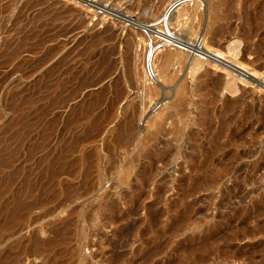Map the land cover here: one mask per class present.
<instances>
[{
    "label": "rangeland",
    "instance_id": "obj_1",
    "mask_svg": "<svg viewBox=\"0 0 264 264\" xmlns=\"http://www.w3.org/2000/svg\"><path fill=\"white\" fill-rule=\"evenodd\" d=\"M105 1L68 0L83 13L85 26L59 52L56 39L35 54L4 61L0 46V211L16 197L30 205L18 213L20 236L9 237L0 249L18 264H264V52L252 54L264 49V41L249 40L246 0ZM150 21L169 28L174 21L186 28L174 25L176 37L200 44L203 38L212 52L201 56L188 47H172L156 51L157 57L141 31ZM102 27L117 32V54L110 58V70L91 74L80 53L97 43L92 37ZM108 44L98 49L107 50ZM69 51L76 78L71 85L81 90L70 106L105 91L101 124L85 133L86 120L70 125V107L52 104L59 89L51 68ZM163 51H176L166 79ZM196 61L198 67H192ZM147 62L156 71L151 83L141 72ZM99 78V85L84 89ZM229 81L236 84L234 93L223 90ZM115 100L116 109L107 112ZM233 101L236 117L246 114L249 120L232 121L219 140L226 145L232 136L231 146L213 158L205 173L196 172L209 150L210 133ZM73 134L79 139L73 141ZM227 165L229 174L211 182ZM21 250L34 254L20 256Z\"/></svg>",
    "mask_w": 264,
    "mask_h": 264
},
{
    "label": "bare ground",
    "instance_id": "obj_2",
    "mask_svg": "<svg viewBox=\"0 0 264 264\" xmlns=\"http://www.w3.org/2000/svg\"><path fill=\"white\" fill-rule=\"evenodd\" d=\"M59 1V0H58ZM99 1V0H98ZM105 1V0H104ZM109 1V0H108ZM181 1V0H180ZM194 1V0H193ZM68 2V0H67ZM67 2H51L50 0H0V46L1 48L4 49V55H6L4 57V61L5 60H9L12 57L15 56H19L21 53H29V54H35V52L37 51V49L44 45L46 42L50 41V40H59V45L58 48L56 50V52H59L61 49L67 47L68 44L73 43V41L77 38L76 36V32L80 29L81 26L84 21L83 18L81 19V13L77 10H75V8L73 6H71V4H68ZM87 2V1H86ZM106 2V1H105ZM166 2V0H165ZM163 2V3H165ZM184 2V1H183ZM201 2V1H200ZM71 3V2H70ZM79 3V2H78ZM160 3H162V0L160 1ZM191 3V2H190ZM197 3V1H196ZM194 3V4H196ZM199 3V2H198ZM116 4V3H115ZM118 4V3H117ZM167 4V3H166ZM182 4L179 3V5ZM187 4V3H186ZM79 5V4H78ZM77 5V6H78ZM158 5V4H157ZM162 5V4H160ZM164 5V4H163ZM169 5V4H168ZM173 5V4H172ZM170 5V6H172ZM183 5V4H182ZM181 5V8H183ZM197 6H199V4H196ZM165 6V5H164ZM188 6V5H187ZM195 6V5H194ZM194 6L191 5L192 8H194ZM179 7V6H178ZM176 7L175 9H180V7L178 8ZM246 7H247V20H246V28L248 31V36H249V40L252 43L254 38H257L259 41L263 42L264 41V0H246ZM161 7H159L160 9ZM164 8V7H163ZM171 7H168V9H170ZM203 8V7H202ZM105 9H107L106 7H103L102 10L103 12L105 11ZM158 9V13L161 12V10L159 11ZM174 9V12H176V10ZM184 9V8H183ZM186 9V7H185ZM185 9L183 11H185ZM189 10V8H187ZM198 9V8H197ZM196 8L194 9L195 11L197 10ZM172 10V9H171ZM169 10V11H171ZM182 11V9H180ZM187 10V12H188ZM148 11V10H147ZM166 11V10H165ZM164 11V12H165ZM178 11V12H181ZM191 11H193L191 9ZM124 12V11H123ZM168 12V11H167ZM108 13V12H107ZM157 12H155L156 14ZM193 13V12H192ZM204 13V12H203ZM228 13V12H227ZM83 14V13H82ZM152 14V13H151ZM169 14V13H168ZM167 14V15H168ZM177 15H179V13L176 12ZM175 14V15H176ZM182 14V12H181ZM186 14V12H185ZM184 14V15H185ZM94 15V14H93ZM101 15V14H100ZM126 15V14H125ZM145 15V14H144ZM165 15V14H164ZM181 15V16H184ZM193 15V14H192ZM195 15V12H194ZM113 16V15H112ZM123 16V15H122ZM140 16V15H139ZM191 16V14H190ZM85 18V16H82ZM102 17V15H101ZM104 17V16H103ZM107 17V16H106ZM129 17V16H128ZM138 17V16H137ZM141 17V16H140ZM159 17V16H158ZM156 17V18H158ZM173 17V16H172ZM179 17V16H178ZM185 17V16H184ZM91 18V17H90ZM105 18V17H104ZM113 18V17H112ZM135 18V17H134ZM144 18V17H143ZM149 18V17H148ZM153 18V17H152ZM150 17V19H152ZM183 18V17H182ZM193 18V17H192ZM86 19V18H85ZM155 19V18H154ZM153 19V21H154ZM167 19V18H166ZM177 18H175L176 20ZM180 19V18H179ZM188 20V19H187ZM87 21V20H86ZM97 21V20H96ZM98 21H101L100 19ZM97 21V24L99 25ZM130 21V20H128ZM141 21V20H140ZM149 21V20H148ZM152 21V20H151ZM150 21V23H151ZM164 21V20H163ZM178 19L175 21L177 22ZM183 21L182 19L179 20V23ZM102 22V21H101ZM100 22V24H101ZM117 22V21H116ZM124 22V21H123ZM186 21H183V23ZM86 23V22H85ZM103 23V22H102ZM115 23V22H114ZM126 23V22H125ZM134 23V22H133ZM139 23V22H138ZM143 23V22H142ZM146 23V22H145ZM132 24V23H131ZM141 24V23H140ZM139 24V25H140ZM162 24V23H160ZM165 24V23H164ZM170 24V23H169ZM173 24L176 25V27H180L182 23H180L179 25H177V23ZM172 24V25H173ZM84 25V24H83ZM114 25V24H113ZM118 25V24H117ZM171 25V24H170ZM169 25V26H170ZM173 25V26H174ZM183 27H188L190 29V26L187 25V22L185 24H182ZM85 26V25H84ZM124 26V25H123ZM173 26L171 27V29H173ZM108 27V26H107ZM139 27V26H138ZM175 27V26H174ZM181 28L182 30H186V28ZM102 27V29L100 31H98L97 33H95L93 35L92 38H95L97 40V43H92L91 45H89L88 47H86V51H84L83 53H80V56L83 58V63L85 65V68L87 69V71H89L91 74L92 73H101L104 69H111V64L110 62V58L115 56L117 54V46H116V37H117V32L113 30H109L107 28ZM133 28V27H132ZM187 28V29H188ZM82 29V28H81ZM135 29V28H134ZM140 29V28H138ZM178 29V28H177ZM123 30V29H122ZM136 30V29H135ZM180 29H178L179 31ZM142 31V29H141ZM175 31V29H174ZM177 31V30H176ZM181 31V30H180ZM179 31V32H180ZM185 32V31H184ZM142 33V32H141ZM182 32H180L181 34ZM193 33V32H192ZM143 34V33H142ZM120 35V34H119ZM139 35V33H138ZM141 35V34H140ZM139 35L138 38H140L141 36ZM202 35V34H201ZM144 36V35H143ZM178 36V35H177ZM194 36V35H193ZM182 37V36H181ZM188 37V36H187ZM203 37V36H201ZM144 38V37H142ZM94 39V41H95ZM194 39V37H193ZM235 39V38H234ZM144 40V39H142ZM189 40V39H188ZM93 41V42H94ZM99 41V42H98ZM145 41L148 42V40ZM199 41V40H198ZM201 44L198 42H187L189 44V46L193 47V49L195 50H200L203 51L206 54H210L208 49L210 47L207 48V46L204 43L203 38L200 40ZM233 41V40H232ZM236 41V40H235ZM96 42V41H95ZM109 43L107 46V50L105 49H98V46L101 43ZM133 39L130 40V43L128 44V50H130L133 45ZM136 42V41H135ZM143 42V41H142ZM90 43V42H89ZM125 43V42H124ZM191 43V44H190ZM193 43V44H192ZM256 43V42H255ZM96 44V45H95ZM126 44V43H125ZM139 44H141V42H139ZM234 44V43H233ZM237 44V43H236ZM264 44V43H263ZM145 45V42H144ZM258 45V44H257ZM141 46V45H140ZM143 46V45H142ZM199 46V47H198ZM146 47V46H145ZM148 47V46H147ZM237 47V46H236ZM239 47V46H238ZM237 47V49H238ZM257 47V46H256ZM28 48V49H27ZM119 48V47H118ZM83 49V48H82ZM139 49V48H138ZM141 49V48H140ZM183 49V48H181ZM229 49V48H228ZM255 49V48H254ZM133 50V49H132ZM131 50V51H132ZM142 50V49H141ZM149 50V49H148ZM166 50V49H165ZM164 50V51H165ZM170 50V49H169ZM55 51V50H54ZM137 51V49H136ZM144 51V50H143ZM147 51V50H146ZM163 51V53H165ZM192 51V50H191ZM233 51H235V48L233 49ZM250 51V50H249ZM129 52V51H128ZM141 52V51H138ZM176 52V51H174ZM173 51H168L165 54H161V56L163 57L162 59V70H163V79H166L168 76V71L167 68L168 64L172 61V59L175 58L176 53H174ZM230 52V51H229ZM260 52H264L263 48H258L255 49L252 54L254 53H260ZM137 53V52H136ZM153 53V52H152ZM156 53V51H155ZM186 53V52H185ZM245 53V52H244ZM72 51H69L68 53L64 54L61 58H59L56 63L52 66V71L55 73L56 78H57V87H58V92H57V97L55 98V100L52 101V104H54V106H56V108L59 109H63L66 107H70L69 108V114L68 116L70 118H68L70 120V125L72 124V122L76 123L79 121V119H83L86 120L85 123V128L83 129V133L88 132L90 130H94L97 129L100 124H101V120H102V116H103V111H101V104L103 103L104 100V96H105V91L100 90L99 92L92 94L90 98H88L89 95L82 97L80 100V103L77 104V106H70V103L75 102L78 99V95L80 93V85H75L74 87L71 85V83H73V81H76V78L73 76V69H74V65L72 63V57H71ZM138 54V53H137ZM154 54V53H153ZM233 54V53H232ZM76 55V54H75ZM140 56L143 55L142 53L139 54ZM151 57L152 54H150ZM149 55V56H150ZM155 55V54H154ZM248 55V54H247ZM118 56V55H117ZM136 56V54H135ZM138 56V55H137ZM156 56L158 57L157 53ZM160 53H159V57ZM194 56V55H193ZM210 56V55H209ZM233 56V55H232ZM231 56V57H232ZM237 56V55H236ZM250 56V55H249ZM142 57V56H141ZM148 57V56H147ZM161 57V58H162ZM230 57V56H228ZM44 58V57H43ZM143 58V57H142ZM150 58V57H149ZM155 58V57H154ZM153 58V59H154ZM186 58V56L184 57V59ZM251 58V57H250ZM136 59V58H135ZM151 59V58H150ZM183 59V58H182ZM200 59V58H199ZM234 59V58H233ZM16 60V59H15ZM128 60V59H127ZM133 60V58H132ZM137 60H139V58H137ZM136 60V61H137ZM142 60V59H141ZM148 60V59H147ZM217 59H214V61ZM224 60V59H223ZM135 61V60H133ZM161 61L160 59L157 61L159 64ZM203 61V60H202ZM201 61V62H202ZM120 62V61H119ZM140 63V65H142L141 61H138ZM154 62H156L154 60ZM153 62V63H154ZM185 62V61H184ZM197 62V61H196ZM200 62V63H201ZM217 62V61H216ZM224 62H228L227 60ZM35 63V62H34ZM148 63V62H147ZM151 63V62H150ZM155 63V64H158ZM205 63V62H204ZM219 63V61L217 62ZM232 63V62H231ZM138 64V63H137ZM199 64V62L194 63L192 65V67H195ZM221 65L228 67V69H232L231 65H227L224 64L223 62H220ZM23 65V61H21L20 65H18L17 67H15V69L20 68ZM119 65V64H118ZM136 65V64H135ZM145 65V64H144ZM143 66V65H142ZM173 66V65H172ZM185 66V65H184ZM110 67V68H109ZM132 67V66H131ZM137 67V66H136ZM139 67V66H138ZM159 67V65H158ZM183 67V66H181ZM198 67V66H197ZM142 68V67H141ZM157 68V66H156ZM200 68V66H199ZM198 68V69H199ZM136 69V68H135ZM134 69V70H135ZM144 69V67H143ZM140 69H138L139 71ZM160 70V68L158 69ZM259 70H262L261 68H259ZM14 71V70H13ZM19 71V70H18ZM130 71V70H129ZM183 71V70H182ZM257 71V70H256ZM16 72V71H15ZM143 75L146 77V75ZM140 72V73H141ZM159 72V71H158ZM251 72V71H250ZM254 72V71H253ZM258 72V71H257ZM139 73V72H138ZM136 73V75L138 74ZM162 72L160 71V74ZM234 73V71H233ZM252 73V72H251ZM260 73V72H259ZM262 73V72H261ZM88 74V73H87ZM115 74V73H114ZM159 74V73H158ZM84 75V74H83ZM95 75V74H93ZM101 75V74H100ZM182 75V74H181ZM230 75V74H229ZM233 75V74H232ZM249 75V74H248ZM159 76V75H158ZM231 76V75H230ZM243 76V75H242ZM262 76V75H261ZM64 77H66L64 79ZM90 77V76H89ZM98 77V76H97ZM107 77V75H103L102 74V78ZM140 77V76H139ZM141 78V77H140ZM144 78V77H142ZM5 79V78H4ZM110 79V78H109ZM158 79V78H157ZM228 79V78H227ZM232 79V78H231ZM264 79V78H263ZM262 79V80H263ZM138 80V79H137ZM141 80V79H140ZM179 80V79H178ZM230 80V79H229ZM62 81L64 82V84H61ZM82 81V80H81ZM101 81V78H99L98 80H93V81H86L88 82L87 84L85 83L84 85V89L85 88H93L97 85H99ZM84 82V81H83ZM261 82V81H260ZM80 83V82H79ZM144 83V82H142ZM176 83V82H175ZM43 84V83H42ZM136 84V83H135ZM145 84V83H144ZM158 84V83H157ZM216 84V83H215ZM225 86L223 87V90H227L230 93L233 91V87L229 81V83H224ZM44 85V84H43ZM113 85V84H112ZM111 85V86H112ZM101 87V86H100ZM115 87V86H114ZM83 88V87H82ZM261 88V87H260ZM264 88V87H263ZM101 89V88H100ZM99 90V89H98ZM173 91V90H172ZM235 91V90H234ZM233 91V93H234ZM162 92V91H161ZM166 92V91H165ZM226 92V91H225ZM228 92V93H229ZM119 93V92H118ZM222 93V92H221ZM229 93V94H230ZM63 94H67L66 95V100L64 99V95ZM168 94V93H167ZM36 95V93H35ZM232 95V94H231ZM212 96V95H211ZM233 96V95H232ZM26 98V97H25ZM210 98V97H209ZM34 99V98H33ZM39 99V98H38ZM53 99V97H52ZM13 103V102H12ZM22 103V102H21ZM31 103V100H30ZM106 103V102H105ZM117 100L112 101L111 105L109 106V108H107V112L109 111L110 113H113L114 110L117 107ZM165 103V102H164ZM255 103V101H254ZM14 104V103H13ZM157 104V103H156ZM237 105V101H233V102H229L226 105V108L223 112V117L222 120L220 122L219 127L216 129V131L213 130V133L211 132V137L209 140V150L207 151V155L206 158L204 160V162L199 163L194 170L196 172H204L208 165L210 163H212L213 158L220 155V153H222L224 148H228V146H231L232 144V136H228L227 137V143L226 145H222L220 143V138L222 136L225 135V133L229 130L230 125L232 124V121L234 120H240L242 122H246L247 120H249L247 118L246 114H243L240 117H236L235 115V107ZM14 106H17L16 104ZM10 107V106H9ZM166 107V106H165ZM155 108V107H154ZM141 109V108H140ZM80 110V111H79ZM151 110V109H150ZM211 110V109H210ZM79 111L78 114V118H75V114L76 112ZM106 113V112H105ZM147 113V112H146ZM149 113V112H148ZM41 115V114H40ZM147 115V114H146ZM160 116V115H159ZM264 116V115H263ZM145 118V117H144ZM209 118V117H208ZM72 119V121H71ZM144 121V120H143ZM68 122V121H67ZM210 125V124H209ZM261 126V125H260ZM211 127V126H210ZM120 128V127H119ZM126 130V129H125ZM256 130V129H255ZM259 130V129H258ZM119 131V130H118ZM120 132V131H119ZM139 132V130H138ZM242 134V133H241ZM87 137V136H85ZM78 138L77 134H73L72 135V140H76ZM79 139V138H78ZM121 139V138H120ZM236 139V138H235ZM243 140V139H242ZM75 143V142H74ZM73 144V143H72ZM69 147V146H68ZM67 147V148H68ZM159 153V152H157ZM171 153V152H170ZM240 154V152H239ZM252 154V153H251ZM247 156V155H246ZM242 157V155H241ZM249 157V156H248ZM247 157V158H248ZM216 165V164H215ZM243 166V165H242ZM241 166V167H242ZM218 168V167H217ZM229 168L230 165L227 166H223L219 168V171L217 173H215L214 177L212 178L211 182H216L218 183L220 181V179L223 176H226L229 174ZM216 169V168H215ZM214 169V170H215ZM212 170V169H211ZM260 170V169H259ZM263 170V169H262ZM239 171V170H238ZM213 172V170H212ZM205 173V172H204ZM259 173V172H258ZM233 175V174H232ZM208 176V174H207ZM257 176V175H256ZM207 179V177H206ZM254 180V179H253ZM250 182V181H249ZM253 182V181H252ZM209 183V182H208ZM253 185V184H252ZM225 186V185H224ZM250 186V184H249ZM261 186V185H260ZM44 187V186H43ZM240 188V187H239ZM238 188V189H239ZM245 188V187H244ZM28 189V188H27ZM30 190V189H29ZM249 191V190H248ZM246 195V194H245ZM233 198V196H232ZM234 199V198H233ZM240 199V198H238ZM225 200V199H224ZM23 201V200H22ZM18 197L14 198L12 203L8 206L6 205L5 207L2 208V210L0 211V247H2L3 244L6 243V240L9 237H15V235L20 236L19 233H21V229H16V226L21 218V216L18 215L19 211H25L28 210L30 208V205L22 202ZM229 205V204H228ZM4 206V205H3ZM34 207V206H33ZM258 207V206H257ZM263 207V206H262ZM1 209V208H0ZM262 210V209H261ZM259 213V211H258ZM264 213V212H263ZM257 214V213H256ZM255 214V215H256ZM250 217V216H249ZM117 219V218H116ZM250 219V218H249ZM57 226V225H56ZM128 228V227H127ZM123 230V229H122ZM125 231V230H124ZM123 231V232H124ZM130 231V230H129ZM5 232L6 235H2V233ZM59 232V231H58ZM128 232V230H127ZM126 232V233H127ZM42 233V231H41ZM124 234V233H123ZM160 234V233H159ZM163 235V234H162ZM120 240V239H119ZM117 241V240H116ZM40 243V242H39ZM50 243V241H49ZM111 244V243H110ZM115 245V244H114ZM113 246V245H111ZM110 246V247H111ZM10 249V248H8ZM47 249V248H46ZM113 249V248H112ZM7 251L6 250H1L0 249V264H18V260L14 257H10L9 254H6ZM34 254L31 251H22L21 250V254L20 256H24V255H29V254ZM148 254V253H147Z\"/></svg>",
    "mask_w": 264,
    "mask_h": 264
},
{
    "label": "built area",
    "instance_id": "obj_3",
    "mask_svg": "<svg viewBox=\"0 0 264 264\" xmlns=\"http://www.w3.org/2000/svg\"><path fill=\"white\" fill-rule=\"evenodd\" d=\"M142 31L148 40L149 52L150 51L155 52L158 50L160 51L172 47L182 50L181 48L188 47L190 50L197 52L201 56L206 55L203 51L196 49L194 50L193 47L189 46L187 42L176 37L172 29L166 25H161L160 23L157 22L151 23L144 26ZM199 52H201V54ZM145 75L147 78V83H151L152 81L155 80L156 71L154 64H150V62L147 63L145 68Z\"/></svg>",
    "mask_w": 264,
    "mask_h": 264
}]
</instances>
